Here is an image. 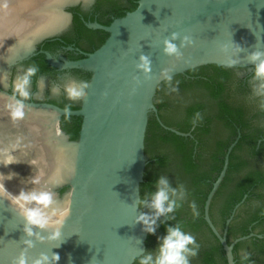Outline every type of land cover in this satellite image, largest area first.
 Masks as SVG:
<instances>
[{"label": "water", "instance_id": "obj_1", "mask_svg": "<svg viewBox=\"0 0 264 264\" xmlns=\"http://www.w3.org/2000/svg\"><path fill=\"white\" fill-rule=\"evenodd\" d=\"M80 1L0 0L2 88H8L9 66L36 55L41 42L67 25L71 17L67 8ZM89 27L104 30L109 37L85 58L61 61L46 52L49 62L61 69L92 74L80 109L27 103L0 89V264H13L25 248V239L35 242L28 251L29 264L41 252H57L58 264H134L146 253L149 233L136 221L145 213L140 201L150 114L155 113L165 129L189 136L160 119L155 104L158 88L169 77L201 66H252L250 54L264 51V0H139L136 10L111 25ZM174 33L177 39L172 42L179 52L169 56L164 42ZM141 56L150 59V73L138 67ZM233 60L236 63L230 66ZM25 72L17 75V83ZM81 82L75 75L47 77L40 95L59 96L63 86ZM19 102L25 107L24 116L13 119L11 107ZM250 102L256 114L261 99L252 93ZM63 116L82 118L77 140H70L60 128ZM255 123L264 129V114ZM236 144L230 146L204 207L205 220L223 245L228 264H236V243L264 238L251 233L229 244L211 218L213 199ZM258 162L264 168V153ZM36 178L39 185L32 182ZM41 188H50L59 204L70 209L59 241L46 239L49 232L40 229L35 231L45 239L27 237L24 218L13 202L22 190ZM194 262L202 264L198 259Z\"/></svg>", "mask_w": 264, "mask_h": 264}, {"label": "trees", "instance_id": "obj_2", "mask_svg": "<svg viewBox=\"0 0 264 264\" xmlns=\"http://www.w3.org/2000/svg\"><path fill=\"white\" fill-rule=\"evenodd\" d=\"M138 1L125 0V7L119 8L114 0L108 2L117 11L115 18L117 19L136 10ZM113 21L106 25H111ZM90 32L94 33L92 41H96L92 50L94 52L105 43L109 33L102 30ZM53 44L47 43L46 47H51ZM31 63H34L39 69L37 74L33 76L35 79L39 74L51 70V66L45 60L44 55L37 56ZM212 68L214 71H207V68H202L205 74L203 75L204 78H199L190 85L191 87L186 84L185 76L182 74L164 81L159 86L155 99L159 115L164 123L184 133L191 131L195 114L200 113L199 125L195 130V132H199L196 134L199 139L198 148H194V141H191L190 138L165 129L158 121L155 113L150 114L146 134L148 164L145 179L141 185V199L145 194L155 190V181L160 176H167L173 187L182 186L184 191L181 206L170 214L175 219L160 217L156 233L148 235L147 251L158 247V238L166 235L168 226L179 224L185 232L191 233L195 237L199 245V253L196 257L191 258V264H197L194 262L195 259L203 260L205 264H214V257L216 256L220 257L221 264H227L225 251L205 220L204 207L215 181L223 170L227 150L237 138L239 131L241 138L231 153L227 175L213 199L210 209L211 218L218 225L215 221L218 206L222 204V208L226 211L224 215L228 218L229 211L241 203L245 195H248V198L241 207H246L248 202L252 200L264 201V169L256 163H250L249 160L250 157L256 158L264 151V142L258 146L259 138L264 136V129L255 123L259 113H264V108L255 114L247 100L223 98V84L230 69L217 65H213ZM91 76L90 72L87 73L89 80ZM194 87H202L209 92L213 98L211 105L199 104L187 110L182 109L179 105L175 110L177 116L174 118L168 116L169 107L172 105L175 96L183 95L188 88ZM212 111L216 113L214 119L206 116V112ZM215 121L225 123L230 129L232 140L226 142L217 140L215 135L217 133L214 130H217L215 128L218 125L214 127ZM70 122L72 123L71 126ZM81 123V117L64 116L62 129L68 132L73 139H78ZM193 202L197 206L195 212L198 215L194 214L191 207ZM142 208L145 212L150 213L149 209ZM263 216L264 208L257 214L250 216L249 222ZM249 233L250 231L245 226L234 232V236L238 237ZM261 233H264V229L261 230ZM252 240L264 242L263 239L257 237L252 238ZM134 264H138V259Z\"/></svg>", "mask_w": 264, "mask_h": 264}, {"label": "flooded vegetation", "instance_id": "obj_3", "mask_svg": "<svg viewBox=\"0 0 264 264\" xmlns=\"http://www.w3.org/2000/svg\"><path fill=\"white\" fill-rule=\"evenodd\" d=\"M108 1L109 0H94L93 3H88L85 0H81L78 4L68 7L67 11L71 14V17H68L67 25L62 30H60V33L58 34L57 32L53 33L54 34L53 36L41 42L38 45L36 55L18 63L17 65L9 66V71L6 74L7 77L6 84H8V88L5 89L0 86V89L3 91H8L10 94L16 96L23 102L37 103V104L47 103L72 110L80 109L82 100H77V101L69 100L66 92L64 91L66 86H63L61 88L59 96H53L51 94H47L44 96L40 95L42 90L41 82L44 81L47 77H53L55 80H59L61 78H67L70 75H75L76 77H78L79 80L83 82H88L89 79L87 78V73H89V71L82 69H61L58 66H55L49 62L46 52L51 53L55 58L61 61H63L64 59L80 60L85 58L88 54L92 53L93 45L96 41L95 42L92 41L94 33L92 34V32L90 31H97L100 29L90 28L89 24L100 23L102 25H106L108 22L113 21L116 18L117 11ZM114 1L118 8L125 7L124 6L125 0H114ZM47 43H54V44L51 47H46ZM39 55L45 56V60L51 66V70L39 74V76L36 79L34 77L31 78V84L29 87L30 97L27 100H24L22 97L19 96L15 88V85L17 84L16 77L20 73V71L23 70L26 71L29 67L35 66V64L31 63V61H33ZM212 67L213 65L201 66L189 70L185 74H182L185 76L186 84L190 86L192 83L194 84L199 78H204L203 75L205 74L202 68H207L206 69L207 71L209 70L214 71ZM229 69L230 70L228 72V76L225 77V81L223 84V89H224L223 98L227 100H231L234 98L245 101L247 100L251 105L250 100H251L252 88H253V84H255V82L252 81L253 65L247 67L229 68ZM198 73L199 75H197ZM5 97L11 99L13 102V99L11 97L9 96H5ZM212 100H213L212 96L204 88L202 87L188 88V90L185 91L183 95L175 96L174 101L171 103L172 105L169 107V111L167 115L170 116L171 118L176 117L177 113L175 110L179 105L182 109L187 110L188 108L199 104L204 106H209L211 105ZM260 109H262L261 106L259 110ZM206 113H207L206 116L210 119H214V117L216 116V113L214 111L206 112ZM260 114L261 113H259V115ZM63 117L59 123L61 129H62ZM21 120H25V119H21ZM199 120H200V113H196L194 117L193 127L191 131L187 132L189 136H185L190 138L191 141H194L195 149H197L199 146V139L196 135L199 132H195L197 126L199 125L198 124ZM71 125L72 123L70 122V126ZM213 125L214 127L218 125V127L215 128L217 130H214V132L217 133L215 135L218 141L226 142L232 140L230 129L225 125V123L215 121ZM32 130L34 134L36 135L38 134L37 130L35 129ZM64 132L69 136L70 140H77V139H73L68 132L66 131ZM240 138H241V132L239 131L237 138L232 144H234L236 141L238 144ZM263 142H264V136L259 138L258 146ZM263 153L256 158L250 157L249 158L250 163H256L259 165L260 168L264 169L261 166V164L258 162V159L261 157V155H263ZM226 155H225V159H226ZM61 192L63 191L61 190ZM247 198L248 195H245L242 202L237 204L234 207V209L229 211L228 218H226V215H224L226 211L222 208V204H220L216 209L215 221L217 222L218 225H216L214 221L213 223L215 224V226L218 228V230L221 232L222 235L225 234L227 235V240L229 244H233L238 238L242 237V236L235 237L234 232L239 231V229L245 226H247V229L250 231L249 234L255 233L257 235H262L264 237V233H261V230L264 229V216L249 222L250 216L257 214L264 208V201L252 200L248 202L246 207H241V205L246 201ZM230 231H231V235H230ZM259 239H263L264 241V238H259ZM223 250L225 251L224 247ZM234 255H235L236 264H264V242L255 241L252 240V238L240 241L236 243L234 246ZM225 256L227 258L226 251H225ZM245 256H247L248 259H244ZM201 263L205 264L203 260L201 261ZM214 264H221L220 257L217 256L214 257ZM227 264H228V259H227Z\"/></svg>", "mask_w": 264, "mask_h": 264}, {"label": "clouds", "instance_id": "obj_4", "mask_svg": "<svg viewBox=\"0 0 264 264\" xmlns=\"http://www.w3.org/2000/svg\"><path fill=\"white\" fill-rule=\"evenodd\" d=\"M177 39V34H173L171 40H166L165 53L169 56L176 55L179 49L172 41ZM187 40V37L185 38ZM239 50V48H237ZM141 63L138 67L145 73L151 72V61L147 56L140 57ZM249 61L253 65L252 81L256 86L252 88L254 96L261 99V107L264 108V51H253L249 56ZM235 60L231 61L230 66H234ZM39 71L38 67H29L24 76L20 79L15 88L20 97L27 100L30 97L29 87L31 78ZM169 79H171L169 77ZM89 83L81 82L80 84H72L65 87L64 91L71 101L82 100L87 97V89ZM67 110V109H66ZM13 119L24 116V105L22 102L11 107ZM39 185L40 179L36 178L32 181ZM183 188L173 187L167 176H160L155 181V190L145 194L141 199L140 205L150 210L137 217V223H143L144 230L149 234H155L158 227L160 217L167 219H175L171 216L175 210L181 206L183 198ZM179 197V198H177ZM13 202L19 207L21 215L25 221L24 232L27 237L36 236L38 239H45L35 229L48 231L46 239L51 241H59L62 237V228L70 214V209L61 206L56 200V194L50 188L33 189L30 191H21L18 195H14ZM195 212V202L191 205ZM158 247L154 250L147 251L138 257V264H191V258L196 257L199 253V245L191 233L185 232L179 224L168 226L166 235L158 238ZM25 248L13 264H29V249L35 247L32 239L24 240ZM56 247H60L58 244ZM61 257L57 252L49 255L47 252H41L38 258L31 261V264H58ZM244 259H248L247 256Z\"/></svg>", "mask_w": 264, "mask_h": 264}]
</instances>
